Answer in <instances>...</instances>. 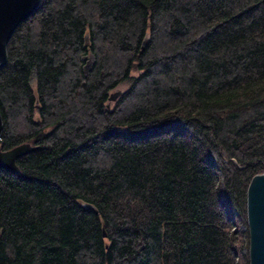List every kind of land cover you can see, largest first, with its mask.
Listing matches in <instances>:
<instances>
[{
	"label": "trees",
	"instance_id": "obj_1",
	"mask_svg": "<svg viewBox=\"0 0 264 264\" xmlns=\"http://www.w3.org/2000/svg\"><path fill=\"white\" fill-rule=\"evenodd\" d=\"M8 56L0 148L40 147L0 167V264H250L264 0H41Z\"/></svg>",
	"mask_w": 264,
	"mask_h": 264
},
{
	"label": "water",
	"instance_id": "obj_2",
	"mask_svg": "<svg viewBox=\"0 0 264 264\" xmlns=\"http://www.w3.org/2000/svg\"><path fill=\"white\" fill-rule=\"evenodd\" d=\"M40 3L41 0H0V66L8 62V43L16 28L38 9ZM91 67L88 62L84 64L85 75L89 74ZM118 94L119 92L113 93L110 99L117 98ZM3 128V115L0 110V139ZM39 147L38 144L25 141L8 149L0 148V167L20 172L17 159ZM84 205L95 209L93 205ZM247 219L250 264H264V170L257 172L249 182Z\"/></svg>",
	"mask_w": 264,
	"mask_h": 264
},
{
	"label": "rangeland",
	"instance_id": "obj_3",
	"mask_svg": "<svg viewBox=\"0 0 264 264\" xmlns=\"http://www.w3.org/2000/svg\"><path fill=\"white\" fill-rule=\"evenodd\" d=\"M90 60H91V61H90ZM88 63L92 65V63H93L92 56L89 58ZM125 88H126V85H125V84H122V85H120V86L117 88V91H115V92H118L120 89H125ZM121 91H122V90H121ZM116 99H117V98L112 99L111 102L115 101ZM112 104H113V103H112Z\"/></svg>",
	"mask_w": 264,
	"mask_h": 264
}]
</instances>
